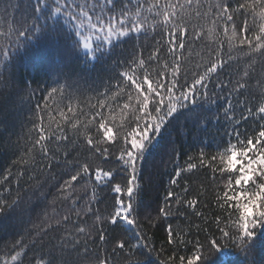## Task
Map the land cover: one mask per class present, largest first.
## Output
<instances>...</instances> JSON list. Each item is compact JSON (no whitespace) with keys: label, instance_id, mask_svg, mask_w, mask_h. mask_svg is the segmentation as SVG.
Masks as SVG:
<instances>
[{"label":"snow or ice","instance_id":"6c2138e0","mask_svg":"<svg viewBox=\"0 0 264 264\" xmlns=\"http://www.w3.org/2000/svg\"><path fill=\"white\" fill-rule=\"evenodd\" d=\"M232 4L233 0H216L209 7L215 10L213 16L225 34L230 30L233 38L239 40L241 50L246 46L264 56V23L250 25L245 18L250 8L253 11L255 7L264 9V0L259 5L256 0L252 5L237 0L236 8ZM191 7L193 0H184V4L179 0L175 3L173 0H92L84 4L69 3L68 0H0V22L7 26L11 17V23L18 25L3 34L5 41L13 34L15 39L7 46L0 45V56L3 57L0 61V124L6 123L2 113L9 106L24 103L37 92L27 76L18 70V64L20 52L38 44L49 50V56L42 65L34 66L35 70L52 76L56 85L50 90L39 89L47 92V96L42 97L46 105L48 100H56L58 96L67 99L79 95L91 100L93 97L88 96V92H94L96 104L89 105L95 112L92 119L98 121V130H102V137L109 142H113L114 137L102 109L126 99L122 109L130 113L125 122L119 124L118 130H123V136L120 137L116 168L109 167L105 171L104 167L113 163L109 159L111 143L109 147H102L85 136L82 152L79 144L74 146V152L78 154L58 150L59 145L72 144L80 129L72 125V136L69 137L64 127L52 129L49 125L50 134L45 136L43 117L39 112L46 111V105L44 109L39 104L34 109L29 108L35 117L30 123L39 138L32 141L31 148L25 146L13 165L27 169L43 163L50 170L60 168L61 178L70 177L63 181L64 190H73L72 182L78 181H93L94 187L108 189L113 194L112 203L103 213L87 209L93 218L92 231L98 234L101 246L108 247H103L104 255L101 256L99 252L90 254L86 244L74 236L57 233L45 243L43 237L49 234L46 231L26 243V236L22 235L11 245L12 264H25L26 260L29 264H141L132 258L137 249L147 247L138 233L132 237L139 226L135 214L143 190L138 165L147 163L158 137L166 140L170 145V158L176 164L169 184L178 186V181H183L187 175L178 162V154L186 155L182 151V138L193 131L201 143L208 137L207 146L216 148L223 165L219 175L227 178V188L238 187L231 194L225 190L222 196L216 197L218 207L228 211L226 227L232 229L231 232L221 229V239L230 240L248 264H255L252 252L257 244L259 251H264V233L260 232L264 229V61L259 70L254 64L238 70L233 66L235 61L230 52L226 59L223 58L218 43L209 51L210 59L202 70L200 65L181 69L185 40L189 44L198 40L197 35H190L183 26L184 9ZM196 15L201 14L197 12ZM261 19L264 20V13ZM158 36L166 39H157ZM162 43L165 56L171 59L165 58L161 65ZM146 49L150 50L144 56L142 53ZM153 65L158 67L153 68ZM224 75L228 76L227 80L222 78ZM221 94H226L222 111L216 103ZM37 120L41 123L39 127ZM173 133H176V139H172ZM178 142H181L180 148H177ZM6 143L15 152L19 150L18 142L9 138ZM202 157L203 153L196 159L202 160ZM193 159L187 158L188 172L197 170ZM212 159L217 157L214 155ZM249 182L252 190H246ZM188 194L187 185L179 193L167 191L163 206L158 205L156 211L165 220L175 218L169 206L175 196L177 212L183 205H187L185 212L187 209L195 212L197 200L185 199ZM96 196L93 191L92 198ZM29 205L30 201L22 196L0 199V226L11 220L23 230L34 211ZM233 213H236L235 220ZM64 220L67 221V217ZM221 222L217 217V225ZM24 231L31 235V230ZM164 231L169 244L187 246L190 243L186 236L191 233H185L181 224L168 223ZM75 232L77 236L90 235L82 227ZM192 246L194 252L187 264H203L218 249H227L221 247L217 238H206V243L197 240ZM205 247L208 251L202 253ZM37 251L39 256L29 257V252ZM229 255L219 252L209 264H225ZM0 264H8V261H0ZM179 264H185V257L180 258ZM233 264L243 262L233 261Z\"/></svg>","mask_w":264,"mask_h":264},{"label":"trees","instance_id":"16d2710c","mask_svg":"<svg viewBox=\"0 0 264 264\" xmlns=\"http://www.w3.org/2000/svg\"><path fill=\"white\" fill-rule=\"evenodd\" d=\"M68 2L84 4L85 2L91 3L92 0H68ZM175 2L176 0H173V3ZM215 2L216 0H193V7L184 9L185 22L183 26L188 29L190 35H197L198 40L191 44L188 43L187 39L185 40V50L181 56L183 61L181 69L200 65L202 70L210 59L209 51L215 49L219 43L222 48L223 58L226 59L229 52L233 56L235 61L234 68L242 71L245 66L254 64L259 70V65L261 61H264V56L260 55L259 52H252L246 46H243L241 50L239 40L233 38L232 32L229 30L225 34L220 22L215 20L213 16L215 10L209 7ZM179 3L184 4V0H179ZM239 3L252 5L253 0H239ZM260 3L261 0H256L257 5ZM232 7H238L237 0H233ZM85 11H87V8ZM197 12L201 15H196ZM262 13H264V9L260 7H255L254 11L250 8L247 10L245 18L250 25L253 23H264V20L261 19ZM16 15L18 16L19 14L17 13ZM17 26L11 23V17L7 26L0 22V45L7 46L11 43V40L15 39L13 34L5 41L3 34ZM228 27L231 29L232 26L229 25ZM237 35H239L238 30ZM248 36L250 39L252 38L251 32L248 33ZM199 37H203V39H199ZM157 39H166V37L161 38L158 36ZM164 47L165 45L162 43L161 65L165 62V58L171 59V57L165 56ZM149 50H144L142 54L147 56ZM124 55H127V53H124ZM48 56L49 50L42 44L30 48L26 52H20L18 70L27 76V79L32 84V87L37 89V92L31 98H26L24 103L11 105L8 110L2 113V115L6 116V123L0 124V199H13L17 196H22L30 201L29 206L34 208V211L30 213L28 222L24 224L23 230L11 220L0 226V261L6 260L8 264H12L11 255H14L11 252V245L20 239L22 235L26 236V243H30L32 239L38 237V234L46 231L49 234L43 237L45 243L55 237L57 233L60 236H74L76 240L86 244L90 254L99 252L101 256L104 255L103 247H108V245L102 247L101 242L98 240V234L92 231L90 225L93 223V218L87 211L88 208H92L93 211L100 210L103 213L111 205L113 194L108 189L94 187L93 181H78L72 182L73 190H64L63 181L70 179V177L63 176L61 178L60 173L62 170L60 168L54 167L50 170L43 163H40L35 168L29 167L27 169L13 165V161L24 152L25 146L31 148L32 141L39 138L36 129L30 123L35 117L29 111V108L34 109L36 104H39L41 109L45 108L46 101L42 97H46L47 92H41L39 89L50 90L56 86L53 83L54 78L52 76L47 75L43 71L38 72L35 70V67L42 65ZM2 60L3 57L0 56V61ZM155 67H158V65H153V68ZM170 70L171 67H169ZM161 71L163 72V68H161ZM105 74L107 75V73ZM33 77H35V80H33ZM222 78L227 80L228 76L224 75ZM61 83H63L62 80ZM252 83L254 85L255 80ZM128 91L131 92L132 90L128 89ZM88 96L93 98L88 100L86 97L77 95L67 99H61L58 96L56 100H48L47 110L39 112V116L43 117L44 135L50 134L48 126L51 125L52 129L57 126L64 127L67 135L71 137L72 125H76L80 129L79 135L67 147L59 145L58 150L74 152L75 144H79V150L82 152L85 148L83 139L85 136L92 138L94 143L102 147H109L111 143L109 159L113 163L105 166L104 170H109V167L115 169V160L119 156L118 149L121 147L120 137L123 136V130H118L119 124L125 122L130 116V113L122 109V105L127 103V100L120 99L116 104H112L110 108L102 109L106 118L105 122L112 129L114 137V141L109 142L102 137V130H98V121L92 119L95 116V112L89 105L96 104L95 93L89 91ZM225 96L226 94H221L216 101L217 105L221 106V111L222 106L225 104ZM132 107H135V105ZM69 108L72 109L71 112H69ZM112 109L115 110L112 111ZM85 125H87V128H85ZM39 126H41V123L37 120V127ZM164 135L166 136L167 134ZM9 138L14 142H18L19 150L16 152L7 146L6 142ZM172 139H176V133H173ZM209 142V138L204 137L203 143H201L197 139V133L194 131L192 134L185 135L182 138V151L186 155L178 154V162L185 169L187 175L183 181H178V186L169 184L176 164L170 158V145L167 144L166 140L164 141L158 137L155 142L156 147L147 158V163L142 166L138 165L142 176L140 183L143 185V190L140 194L139 206L135 214L139 221V226L136 232L132 233V237L138 233L144 239L147 247L137 249L132 258L140 261L141 264H179L181 257H185V264H187V259L191 258L194 252L192 245L197 240L206 243V238H217L221 247L226 246L227 249H218L217 252L207 257L203 264H209L222 251L231 254L225 264H233V261H242L243 264H248L247 259L233 248L230 240L221 239V229L230 232L232 229L226 227L229 213L218 207L216 197L218 194L222 196L225 190H228L231 194L232 191L238 190V187L227 188V178H222L219 175V170L223 165L219 160L216 148L207 146ZM180 147L181 142H178L177 148ZM36 151L38 149L32 155H35ZM201 153H203L202 160L196 159L201 156ZM74 154L78 153L74 152ZM84 154L91 156L90 153ZM214 155L217 157L216 160L212 159ZM188 156L194 157L192 163L197 164V170L188 172L186 165ZM19 173H23V175H19ZM185 185L188 186L189 191L185 199L197 200L195 212L193 209H187V212H185L184 209L187 205L181 206L179 212H177L174 196L169 201V206L173 209L175 218L165 220L160 217L156 209L158 205L163 206L167 191L170 190L174 194L179 193ZM246 190H252L251 182L246 186ZM93 191L97 193L95 199L92 198ZM228 207L230 208L231 206ZM65 217H67V221L64 220ZM217 217L223 221L219 225H217ZM232 219H236V213L232 214ZM168 223L181 224L185 233L190 231L191 234L186 236V239L190 242L187 246L183 244L176 246L167 242L164 226ZM79 227L84 228L90 235L77 236L75 229ZM53 228L56 231H49ZM66 229L67 231H65ZM24 230H31V235H27ZM260 232L264 233V229H261ZM259 247V244H257V248L253 250L252 259L255 264H264V260L261 259L264 257V251H259ZM83 250L82 248L81 251L83 252ZM207 251L205 247L202 253H207ZM33 254L40 255L38 251L35 253L29 252L28 255L31 257ZM169 257H173V260L170 261ZM25 264H29V261L26 260Z\"/></svg>","mask_w":264,"mask_h":264}]
</instances>
